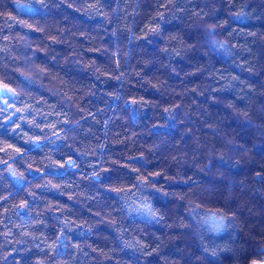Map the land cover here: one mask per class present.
<instances>
[{
    "label": "clouds",
    "instance_id": "clouds-1",
    "mask_svg": "<svg viewBox=\"0 0 264 264\" xmlns=\"http://www.w3.org/2000/svg\"><path fill=\"white\" fill-rule=\"evenodd\" d=\"M0 264H264V0H0Z\"/></svg>",
    "mask_w": 264,
    "mask_h": 264
}]
</instances>
